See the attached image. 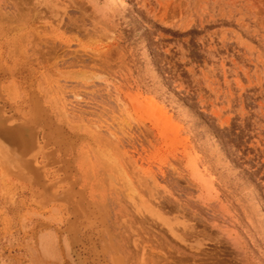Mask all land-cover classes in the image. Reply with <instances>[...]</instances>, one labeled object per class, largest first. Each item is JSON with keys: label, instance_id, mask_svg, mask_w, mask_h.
<instances>
[{"label": "rangeland", "instance_id": "rangeland-1", "mask_svg": "<svg viewBox=\"0 0 264 264\" xmlns=\"http://www.w3.org/2000/svg\"><path fill=\"white\" fill-rule=\"evenodd\" d=\"M25 1L0 0V264H264V0Z\"/></svg>", "mask_w": 264, "mask_h": 264}, {"label": "bare ground", "instance_id": "bare-ground-1", "mask_svg": "<svg viewBox=\"0 0 264 264\" xmlns=\"http://www.w3.org/2000/svg\"><path fill=\"white\" fill-rule=\"evenodd\" d=\"M9 2V1H8ZM22 2V1H21ZM26 3H27V0L25 1ZM30 2V1H29ZM28 2V3H29ZM19 3V2H18ZM12 4V3H11ZM21 4V3H20ZM34 4V3H33ZM44 4V3H43ZM28 5V4H27ZM38 5V4H37ZM22 6V5H21ZM14 7H15V5H14ZM26 8V7H25ZM30 8V7H29ZM10 9V8H9ZM16 9V8H15ZM7 10V9H6ZM12 10V9H11ZM10 10V11H11ZM30 10V9H29ZM3 11V10H2ZM17 11V10H16ZM22 11H23V9H22ZM14 12V11H13ZM24 12V11H23ZM31 12V11H30ZM3 13V12H2ZM15 14V13H14ZM27 15V14H26ZM19 16V15H18ZM25 16V15H24ZM16 17V16H15ZM28 17V16H27ZM32 17V16H31ZM41 17V16H40ZM43 17V16H42ZM8 17H5V19H7ZM10 18V17H9ZM12 18V17H11ZM21 18V17H20ZM2 19V18H1ZM4 19V20H5ZM13 19V18H12ZM12 19H10V20H12ZM18 19V18H17ZM33 19H34V17H33ZM38 19V18H37ZM42 19V18H41ZM77 19H79V18H77ZM9 20V21H10ZM66 20V19H65ZM3 21V20H2ZM5 21H7V20H5ZM17 21V20H16ZM27 21H28V18H27ZM31 21V20H30ZM78 21V20H77ZM11 22V21H10ZM22 22V21H21ZM83 22V21H82ZM74 23V22H73ZM6 24V23H5ZM13 24V23H12ZM78 24V23H77ZM72 25V24H71ZM59 26V25H58ZM66 26V25H65ZM74 26H76V25H74ZM69 27V26H68ZM15 30V29H14ZM10 31V30H9ZM12 31V30H11ZM12 33V32H11ZM21 37V36H20ZM9 38V37H8ZM45 41V40H44ZM50 41V40H49ZM55 41V40H54ZM11 43V42H10ZM15 43V42H14ZM52 43V42H51ZM17 43H15V45H16ZM26 44V43H25ZM40 44H42V43H40ZM50 44V43H49ZM53 44V43H52ZM11 45V44H10ZM14 45V46H15ZM60 45V44H59ZM58 45V46H59ZM65 45V44H64ZM69 45V44H68ZM34 46V45H33ZM41 46V45H40ZM62 46V45H61ZM54 47H56V44L53 46V48ZM13 48V47H12ZM17 48V47H16ZM12 50V49H11ZM59 50V49H58ZM62 51V52H61ZM60 52H61V54H64L63 53V49L61 50ZM15 52H16V50H15ZM40 52V51H39ZM55 52H57V50L55 51ZM54 52V53H55ZM11 54H12V51H11ZM13 54H14V52H13ZM48 54H49V52H48ZM15 55V54H14ZM13 55V56H14ZM71 55V54H70ZM45 56V55H44ZM62 56V55H61ZM77 57H79V56H77ZM44 58V57H43ZM54 58H55V56H54ZM61 59V58H60ZM69 59V58H68ZM43 60V59H42ZM69 60H71V59H69ZM81 61H83V59H81ZM51 62V61H50ZM69 62V61H68ZM85 62V61H84ZM40 63V62H39ZM47 63V62H46ZM67 63V62H66ZM48 64V63H47ZM80 65H81V63H80ZM36 70V69H35ZM130 95V94H129ZM133 97H135V96H133ZM136 99L138 98V97H135ZM131 100H132V97H131ZM145 100V99H144ZM134 101V100H133ZM137 102V104L140 102V100H139V102L138 101H136ZM142 102H143V100H142ZM134 104V103H133ZM136 104V103H135ZM143 104V105H142ZM140 103V105L141 106H144V107H147L145 110H147V112L151 115V116H153L154 118H155V122H157L158 124H160L161 126H162V129H161V131L163 130H167V129H170L171 130V120H170V117H167L166 116V114L164 113V112H162V110H161V108L159 107V106H157L155 103H154V101L153 100H150L149 99V101H144L143 103ZM134 106L135 105H133V108H134ZM140 106V107H141ZM138 107H139V104H138ZM139 107V108H140ZM135 109H138V108H136V106H135ZM147 113V114H148ZM149 115V116H150ZM150 116V117H151ZM158 124H156V125H158ZM173 124V123H172ZM174 125V124H173ZM159 127V126H158ZM170 127V128H169ZM174 127V126H173ZM156 128V127H155ZM160 128V127H159ZM158 128V129H159ZM175 128H177V127H174L173 129H175ZM171 130V131H173L174 132V130ZM167 132H168V130H167ZM166 132V133H167ZM172 133V132H171ZM176 133V131L174 132V134ZM161 134H163L162 132H161ZM170 134V133H169ZM165 135H167V134H165ZM178 135V134H177ZM168 136V135H167ZM166 136V137H167ZM174 137H173V140H175L174 138H175V136L176 135H173ZM168 138V137H167ZM172 138V137H171ZM168 140V139H167ZM170 141H173V140H171V139H169ZM177 140V139H176ZM176 142H178V140L176 141ZM180 145L182 144V143H179ZM170 145H172L173 146V144H170ZM179 145V146H180ZM171 146V147H172ZM182 146V145H181ZM186 151V150H185ZM10 154V153H9ZM197 174H198V172H197ZM201 175H202V173H200ZM201 175H198V177H200ZM201 178H202V176H201ZM168 180V179H167ZM170 181V180H169ZM171 181H172V179H171ZM179 184V183H178ZM205 184H207V183H205ZM179 186V185H178ZM177 187V186H176ZM180 188H181V186H180ZM185 191H186V189H185ZM176 192V191H175ZM179 192V191H178ZM190 192V191H189ZM177 194V193H176ZM190 194H191V192H190ZM193 194V193H192ZM191 194V195H192ZM181 196H183V195H180V197ZM190 197V196H189ZM188 199V198H187ZM170 202V201H169ZM183 203V202H182ZM179 203H177V205H178ZM196 204H198V203H196ZM179 206V205H178ZM181 206V205H180ZM198 206V205H197ZM178 209H179V207H178ZM185 209V208H184ZM196 209V208H195ZM193 211V210H192ZM196 212V211H195ZM194 212V213H195ZM193 213V214H194ZM209 215V214H208ZM184 234V233H183ZM185 235V234H184Z\"/></svg>", "mask_w": 264, "mask_h": 264}]
</instances>
